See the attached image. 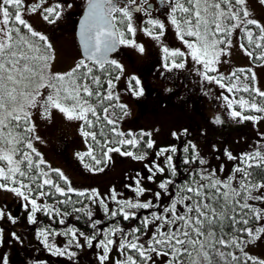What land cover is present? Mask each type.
I'll return each mask as SVG.
<instances>
[{"label":"snow or ice","instance_id":"6c2138e0","mask_svg":"<svg viewBox=\"0 0 264 264\" xmlns=\"http://www.w3.org/2000/svg\"><path fill=\"white\" fill-rule=\"evenodd\" d=\"M86 3L79 27L84 58L70 71L54 73L51 71L53 46L48 36L35 30L25 15L39 12L44 21L55 24L65 8L72 5L60 0L51 4L48 0H34L27 5L25 0H0V190L22 198V207L26 211L30 208L28 220L31 223H37V213L49 218L66 216L67 213H61L55 205L82 203L73 202L70 193L98 203L104 216L115 222L102 229L98 226L103 221L94 220L87 206L73 207L74 212L85 213L88 227L93 231L86 234L76 227H68L58 233L41 228L38 235L43 238L45 248L55 256L72 259L77 254L71 251L73 246L93 248L95 241L99 264L109 261L114 247L122 259H115L112 264H264V258L245 251L246 244L254 243L264 234V223H261L264 221V151L260 147L239 157L225 150L229 160L239 162L223 180L218 177L217 170L200 167L207 162L191 142L183 147V153L188 154L191 148V154L182 159V164H197V168L182 169L173 159L177 147H161L155 153L157 160L145 165L147 175L140 177L137 173L133 178L134 186L125 185L136 198L118 199L113 189L109 199L117 207L110 208L96 190L77 191L62 171L43 167L46 161L34 147L33 141L39 137L35 136V124L31 120L32 110L40 107L46 118L56 109L66 119L82 122L81 134L91 138L101 155L97 158L91 144L87 152L77 155L81 161L89 157L95 166L107 164L111 160L110 153L146 160L147 152L122 150L124 146L139 148L141 143L145 149H153L156 144L151 132L134 134L119 129V121L127 115V107L118 102L119 96L113 91L115 81L120 79V75H113V72L122 74L123 66L109 59V53L118 45L133 47L139 53L145 51L135 40L134 15L142 13L147 17L142 29L145 35L160 41L170 23L186 46L187 52L163 47L166 69H183L190 57L199 66L196 71L205 81L219 85L228 93L249 94V98L241 96L239 99L223 96L227 108L231 109V118L241 123H259L264 120V91L254 83H246L256 80L255 73L243 68L228 77L210 73H218L220 57L228 54L230 37L237 29L242 31L241 38L252 49L241 44L245 54L264 61V24L251 18L247 0H158L157 5L151 0H86ZM259 3L264 5V0ZM154 10L164 19L154 17ZM128 88L136 96L144 91L135 76L128 80ZM44 90H47L46 96ZM117 110L121 116H117ZM216 123H221L219 117ZM172 135L180 138L175 132ZM159 157L164 159L157 162ZM84 167L92 171L104 170L87 163ZM183 171L187 172V178L177 182V176ZM53 172L66 187L52 178ZM143 180L156 183L158 190L153 192ZM146 193H151V198ZM56 194L65 199H57L55 205L38 202L43 198L52 199ZM252 201L259 202V206ZM5 215L0 208V219ZM117 217L137 223L130 228L121 227ZM8 219L16 222L11 214ZM59 223L65 224V219L60 218ZM253 224L256 226H251ZM12 235L15 237V233ZM55 235L69 237L64 247L49 243V237ZM0 264H9L6 255L0 254Z\"/></svg>","mask_w":264,"mask_h":264},{"label":"rangeland","instance_id":"374dc122","mask_svg":"<svg viewBox=\"0 0 264 264\" xmlns=\"http://www.w3.org/2000/svg\"><path fill=\"white\" fill-rule=\"evenodd\" d=\"M31 2L34 0H25L26 5ZM54 2L57 0H48V4ZM60 2L70 3L72 6L65 8L63 16L55 24L44 21L39 12L35 14L26 13L25 15L35 30L48 36L53 46L54 59L51 62V71L54 73L70 71L82 58L72 21L74 18H78V12L80 8L84 7L86 0H60ZM48 4L44 6L47 7ZM246 6L252 14L251 18H255L264 24V6L254 4L250 0H247ZM135 26L137 28L136 43L142 44L145 51L139 53L133 47L122 45V48L111 58L123 66V73L120 74V79L115 82L113 90L119 96L118 102L127 107V115L120 119L119 129L125 133L131 131L134 134H139L141 131L151 132L156 149L175 145L183 135H186L207 160V169L217 170L218 177L222 180L225 179L231 174L234 165L239 162L238 160H229L225 150L237 157L252 152L258 146L256 138L264 134V120L255 124L251 121L238 122L230 117L231 109L227 108L226 102L223 100V96L239 99L241 96L249 98V94L244 92L228 93L219 85L205 81L196 71L199 66L195 65L189 57L185 68L178 69L176 76L178 79L179 76L189 77L186 82L190 81V83L186 85V88L193 89L194 86L192 90L195 99L194 104L190 102H193L191 96L186 95L185 98H181L180 94L184 88L175 86V91H173L170 88L173 81L167 76H161L160 73H157L158 70H150L148 66L149 59H158V55L165 56L163 47L187 52L186 46L179 40L174 27L168 23L165 34L160 41H156L145 35L139 24ZM242 36L243 33L240 29L233 33L230 37L231 46L227 49L228 54L220 57V62L217 65L218 73H210V75L223 74L228 77L237 69H251L255 73L256 80L246 81V83H254L260 90L264 91V61H255L254 58L245 54V51L240 47L241 44H244L249 50L252 49L246 44V40L241 38ZM237 74L239 75V73ZM133 76L140 80V87L144 90L140 96L134 95L128 88V80ZM225 82L228 83L229 81L226 80ZM133 86L135 87L134 82ZM47 94V90H44V96ZM234 107L240 110L238 105H234ZM42 111L40 107L33 109L31 120L35 124V136L39 137L38 140L33 141V144L46 161V169L50 166L51 169L62 171L68 177L71 186L77 191L90 192L93 189L96 190L100 194V198H104L110 208L117 207L115 202L109 199L113 189L118 194V199L136 198L135 193L125 185L134 186L133 178L137 173L140 177L147 175L145 165L149 161L157 160L154 154L148 156L144 161H138L132 157L113 153L109 169L104 172L92 171L84 167L77 155V153H84L89 149L88 141L80 132L82 122L68 120L56 109H52L50 117L46 118L42 115ZM117 116H121L119 110H117ZM217 117L221 123H216ZM185 129L187 130L186 134L184 133ZM174 132L180 136L177 141L172 135ZM163 159L159 157L157 162ZM221 166H223V171H220ZM143 184L151 188L153 192L158 190L156 183L143 180ZM145 195L151 198V193ZM38 202L47 201L43 198ZM23 203L22 198L17 197L14 193L0 190V208L6 213L5 217L0 219L2 229L0 254L8 257L9 264H50L48 261L46 262L45 256L51 258L53 254L46 251L44 247L42 248L36 241L35 247L29 248L31 252L35 250V258L26 257L28 248H26L25 241L23 237L19 236L18 231L20 232L30 224L28 220L30 208L26 211L22 207ZM251 203L259 206V202L252 201ZM91 208L96 216H100L103 212L102 206L98 203L91 202ZM8 214L16 219L15 223L8 219ZM42 214L37 213V219ZM251 226L255 227L256 225ZM28 229H24V231ZM13 233H15V237L12 235ZM40 238L38 237L39 240H41ZM243 238L248 239L246 236ZM49 242L55 245L63 243L58 238L49 239ZM233 251L239 253L238 250L233 249ZM245 251L249 255L264 258V234L254 243L246 244ZM83 252L86 255L82 260L80 258ZM98 252L99 249L95 247L89 249L85 245L82 253H80L79 262L82 264H99ZM36 257L39 258L36 259ZM91 258L93 259L89 262L88 260ZM115 259H122V257L114 247L106 264H112Z\"/></svg>","mask_w":264,"mask_h":264},{"label":"trees","instance_id":"16d2710c","mask_svg":"<svg viewBox=\"0 0 264 264\" xmlns=\"http://www.w3.org/2000/svg\"><path fill=\"white\" fill-rule=\"evenodd\" d=\"M246 44H247V42H246ZM257 52H258V50H256V52H254V56L257 54ZM255 61H259V60H256L255 59ZM117 74L120 75V73H118V72H113V75H117ZM102 79H104V77H102ZM104 87L106 88L107 85L105 84ZM85 130H87V128ZM262 137H264V134L259 135L256 138V141H260V144H258L257 147H260L261 150L264 151V139H262ZM151 138L153 139V137H151ZM98 139H101L99 137V135H98ZM144 139L147 140L148 137H145ZM86 140L88 141L89 145L91 144L93 146V148L95 150L94 151V154L97 155V158H100V155L101 154H100L99 147L91 140L90 137L89 138H86ZM177 140L178 139H176L175 141H177ZM189 142H191V144H194L186 135H183L182 138H181V140H179L177 142V144L172 145V146H176L177 147V153L174 154V157H173L174 162L178 166H180L182 169H187L189 167H191V168H197V164H192L190 166L183 165L182 164V159L185 156H189L191 154V148H190L188 154L183 153V147L186 146V145H188ZM109 146H111V145H109ZM163 147H167V146H163ZM168 147H170V146H168ZM156 148L157 147H154L153 149H145L143 143H141V145L139 146V148L133 149V148H130L129 146H124V148H122V150L127 149V150H132L134 152H147V157H148V156H150L152 154L155 155V153L158 151V149H156ZM196 151L199 153V156L201 158H203L207 162V160L205 159V157L203 156V154L200 152V150L197 147H196ZM112 154L113 153H110L109 155L111 156ZM161 158H163V157H161ZM110 161L107 162V164H101L99 166H95L94 165V162L91 161V159L89 157H85V159H84V161H82V163H83V165L85 163H87V164L93 165V167L103 168L104 169L103 172H104L107 169H109V166H110V163H111ZM43 167H45V165ZM200 167H204V168L207 169L208 162L206 163V165L200 166ZM87 169H89V168H87ZM95 172H97V171H95ZM98 172H102V171H98ZM257 172H259V170H257ZM51 175H52V178L54 180H57L56 174L54 172ZM185 178H187V172L186 171H183L180 175L177 176L176 180H177V182H180L181 180H183ZM57 182L60 183L62 187H66L64 185L63 181L57 180ZM69 195L71 196L73 202H75V201H81L82 203H74V204H71L70 203V204H67V205H55V201L57 199H65L64 197H60L59 194H56V196L54 198H52V199L45 198L46 201H47V203L54 204L56 207L60 208L61 213H67L66 216H63V217L53 216L52 218H49L48 216L42 214L37 219V223H31L30 222V224L27 227L24 228V229H28L29 228L28 230L24 231V229H22L20 232L18 231L19 236L20 237H23V239L25 241L26 248H28V254H27L26 257H29L30 256V257H34L35 258V250L33 252H31V250L29 249V248H34L35 247V241L37 243H39V245L42 248L43 247L45 248V246H44V244L42 242L43 241V238H40L42 241L38 239V237H39L38 233L41 230V228L50 229V230H53V231L58 232V233H62L64 231H66L68 227H76L80 231H84L86 234H90L93 231L91 228L88 227V218L85 215V213H83V212H81V213L74 212L72 210L73 207L82 208V207L87 206V208L93 212V219L94 220L95 219H99V220H102L103 221V223L98 226V227H100L102 229H107V227H109L113 223H115L114 221L109 220L107 217H105L103 212H102V214L100 216H98V215L96 216L95 213H94V211L91 208V201H89L85 197H79L75 193H70ZM167 202H168V200H167V198H165L164 199V203L167 204ZM141 212L143 214H147L146 212H144V210H141ZM77 217H79V218L77 219ZM60 218H64L65 219V224L61 225L59 223V219ZM117 219L120 221L119 226H121V227L130 228V227L136 225V223H137L136 221H123L121 217H117ZM0 229H1V227H0ZM54 238H58L61 241V243L63 242L61 245H57L59 247H64L66 245V243H67V240L69 239V237L64 236V235H55V236H50L49 237V239H51V240L54 239ZM80 242L82 244L84 243L83 238H80ZM95 243L96 242L94 241V247H95ZM82 250H83V248H75L73 246L71 248V251H75L77 254L72 259H69L67 256H55V255H52L51 258L50 257L48 258L47 256H45V260H46V262L48 261L50 264H82V263L79 262V256H80V253H82ZM46 251H48V250L46 249ZM236 254L237 255H240V253H236ZM85 255L86 254L83 252L82 253V257L80 259L83 260V258H84ZM26 257L24 256L23 258L25 259ZM37 258H39V257H36V259ZM51 259H53V260H51ZM92 259L93 258H91L88 261L91 262Z\"/></svg>","mask_w":264,"mask_h":264},{"label":"flooded vegetation","instance_id":"af4514ba","mask_svg":"<svg viewBox=\"0 0 264 264\" xmlns=\"http://www.w3.org/2000/svg\"><path fill=\"white\" fill-rule=\"evenodd\" d=\"M250 1H252L254 4L256 3V4L261 5L259 3V0H250ZM151 2L154 5H157L158 4V0H151ZM86 4L87 3L85 2L84 3V7H85ZM84 7L83 8H80V10L78 12V14H79L78 17L81 15ZM153 16L154 17H157V18L164 19V17H160L159 16V11H156V10H154ZM146 19H147V17H145L144 14H142V13L135 14L134 15V23H135V25L139 24L142 28H144L146 26ZM76 20H77V18H74V21H72L73 28L76 27ZM121 48H122V45H121L120 49ZM157 57H158V59L154 58V59H149L148 60V62H149L148 63V66H149L150 70H152V69H153V71L158 70L157 73H160L161 76H167V78H170L173 82L171 83L172 87H170V86L169 87L172 88L173 91H175V86L180 87V88H184V91L181 92L180 97L181 98H185L186 95L191 96L192 97L191 100H193V102L192 101H190V102L192 104H194V100L195 99H194V96L192 94V92H193L192 90L194 89V86L192 87L193 89H191V88L190 89H187L186 88V85L188 83H190V81L188 83L186 82L189 79V77L188 76L187 77H185V76H179V79H178L177 76H176L177 75L176 74V71L178 69L173 68L171 71H169L168 69H166L164 67V64L166 63L165 56L158 55ZM177 62H180L179 59H177Z\"/></svg>","mask_w":264,"mask_h":264},{"label":"water","instance_id":"95a60500","mask_svg":"<svg viewBox=\"0 0 264 264\" xmlns=\"http://www.w3.org/2000/svg\"><path fill=\"white\" fill-rule=\"evenodd\" d=\"M86 8H87V5H86V7H85V9H84V11H83V13H82L79 21H78V25H77V29H76V35H77V39H78V45L80 47L81 55H82L83 58H84V52H83V46H82V44L80 42V38H79V27H80V22L83 19V16H84V14L86 12ZM119 48H120V45L117 46V48H116L115 51L109 53V59H111L112 55L115 54L119 50Z\"/></svg>","mask_w":264,"mask_h":264}]
</instances>
